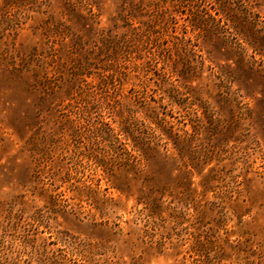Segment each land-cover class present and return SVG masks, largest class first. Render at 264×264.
<instances>
[{
  "label": "clouds",
  "instance_id": "clouds-1",
  "mask_svg": "<svg viewBox=\"0 0 264 264\" xmlns=\"http://www.w3.org/2000/svg\"><path fill=\"white\" fill-rule=\"evenodd\" d=\"M0 264H264V0H0Z\"/></svg>",
  "mask_w": 264,
  "mask_h": 264
}]
</instances>
